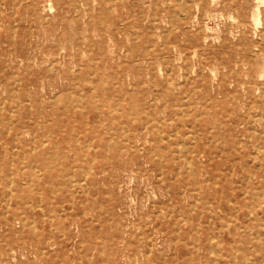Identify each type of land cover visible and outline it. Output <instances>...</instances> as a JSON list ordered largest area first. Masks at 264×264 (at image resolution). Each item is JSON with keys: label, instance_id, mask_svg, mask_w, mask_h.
<instances>
[{"label": "rangeland", "instance_id": "374dc122", "mask_svg": "<svg viewBox=\"0 0 264 264\" xmlns=\"http://www.w3.org/2000/svg\"><path fill=\"white\" fill-rule=\"evenodd\" d=\"M31 1L0 0V264H264V120L241 119L264 98L256 85L249 95L251 63L236 47L240 38L264 58L263 23L241 28L227 0L208 15L200 0ZM178 130L184 149L204 133L215 151L191 158L197 181L172 143ZM75 143L78 173L108 161L111 189L104 172L71 181ZM153 145L163 152L148 158Z\"/></svg>", "mask_w": 264, "mask_h": 264}, {"label": "bare ground", "instance_id": "6f19581e", "mask_svg": "<svg viewBox=\"0 0 264 264\" xmlns=\"http://www.w3.org/2000/svg\"><path fill=\"white\" fill-rule=\"evenodd\" d=\"M102 3H106V2H113V3H116V1L115 0H100ZM179 2H181V1H183L184 3H188V2H198L199 0H178ZM217 0H200L199 2H200V4L202 5V8L205 10L204 11V13L206 14V15H208L209 14V9H208V6H210L211 4H213V3H215ZM248 0H227V2L229 3V6H231V7H234V9H237L236 10V12H238V19H237V24H238V26H240L241 28H242V26H245L246 24H248V23H254L257 27L258 26H260V25H262V23H263V27L261 28V32H262V34L264 35V0H255L256 1V4H255V7L253 6V8L250 10V13L248 12V2H247ZM35 2H36V0H32L31 2H29V3H31V5L33 6V5H35ZM220 2H223V3H226V0H221ZM83 3V2H82ZM164 4V3H163ZM218 4H219V2H218ZM16 5V4H15ZM30 5V6H31ZM113 5V4H112ZM54 8V7H53ZM111 8H112V6H111ZM110 8V9H111ZM189 8L190 7H187V6H182V5H180L179 6V8H178V12H179V21H175V22H177V23H185V21H186V19L185 18H187L190 14H189ZM191 9V8H190ZM199 9V8H198ZM34 10H35V7H34ZM15 11V10H14ZM112 11V10H111ZM221 11H223V10H221ZM232 11V10H231ZM231 13V12H230ZM215 14H217V13H215ZM87 15V14H86ZM231 15V14H230ZM232 15H233V12H232ZM222 16V15H221ZM168 17V16H167ZM215 17H216V15H215ZM231 17V16H230ZM234 17V16H233ZM228 18H229V16H228ZM155 19V18H154ZM185 19V20H184ZM225 19V18H224ZM234 19V18H233ZM236 19H234V20H236ZM31 20V19H30ZM156 20V19H155ZM158 20V19H157ZM165 20V19H164ZM226 20V19H225ZM232 20V19H231ZM16 21V20H15ZM233 21V20H232ZM171 23V22H170ZM206 23V22H205ZM183 25V24H182ZM212 25V24H211ZM218 25H220L219 23H218ZM202 26V25H201ZM136 27V26H135ZM178 27V26H177ZM216 26H214V29H216L215 28ZM218 27V26H217ZM14 28H15V26H14ZM208 28H210V27H208ZM229 28V27H228ZM159 29V28H158ZM183 33L186 35V38H187V40H191V42H193V43H197V42H200V35L199 34H197V33H192V32H190V31H188L187 30V28L185 27V26H183ZM136 30V29H135ZM212 30V29H211ZM210 30V31H211ZM217 30H218V28H217ZM87 32H88V30H87ZM218 32V31H217ZM15 33V32H14ZM224 33H225V31H224ZM232 33V32H231ZM245 32L244 31H242V35L243 36H245V34H244ZM256 33V32H255ZM216 34V33H215ZM214 34V35H215ZM211 35H212V33H211ZM210 35V36H211ZM217 35H219V34H217ZM233 35V34H232ZM235 35V34H234ZM233 35V36H234ZM240 36L241 38L243 37V36ZM256 35V34H255ZM237 36H238V34H237ZM14 37V36H13ZM207 37H209V36H207ZM216 37V36H215ZM220 37V36H219ZM159 38H161V37H159ZM236 38V37H235ZM209 39V38H208ZM213 39H215L214 38V36H213ZM14 40V39H13ZM217 40H218V38H217ZM228 40H230V37L229 36H225V38H224V41H223V43L220 45V47H219V51L218 52H224V50L226 49V46H227V43H228ZM247 43V42H246ZM154 45V44H153ZM254 46H256L257 47V45H254ZM236 47L239 49V51H240V53H244L245 54V56H246V59L248 60V62H250L251 63V68H250V74H251V78H250V80H249V83H248V91L250 92V94L249 95H253L252 94V91H253V87H254V85H256V86H258L260 89H261V96L264 98V81H263V78H264V72H260V76H259V78H257V76L256 75H254V72L256 71V69H257V67H260L263 63H264V58H262L261 57V55H260V53H258V52H256V51H254V50H252L249 46H247V44L246 45H243L242 46V43H241V40H240V38H239V40L236 42ZM85 51V50H84ZM180 52V51H179ZM84 54H85V52H84ZM180 54V53H179ZM182 54V53H181ZM217 54H219V53H217ZM196 56H197V54H196ZM7 60V59H6ZM176 60V59H175ZM107 61V60H106ZM200 62H201V60H200ZM234 62H236V60H235V58H233L232 56H229L228 58H227V65L228 66H230V65H232ZM161 64V63H160ZM75 65V64H74ZM87 65H89V64H87ZM264 66V65H263ZM182 67V66H181ZM159 68H160V66H159ZM194 68H195V66H194ZM201 68H202V66H201ZM214 69V68H213ZM216 69V68H215ZM232 71H233V68L231 67L230 68ZM260 69H262V68H260ZM217 70H218V67H217ZM118 72V71H117ZM116 72V73H117ZM163 72V71H162ZM194 72H195V70H194ZM215 72H216V70H215ZM218 72V71H217ZM93 73H94V71H93ZM214 73V72H213ZM219 73V72H218ZM231 73V71L229 70V74ZM237 73H239V72H237ZM162 74V73H161ZM162 76V75H161ZM217 76V75H216ZM90 80V79H89ZM216 80V79H215ZM87 81H88V79H87ZM224 81H226V80H224ZM117 82V81H116ZM170 82V78H169V76H167L166 77V80L164 81V84H163V88H162V90L164 91L165 90V92L167 91V86H169L168 85V83ZM173 82V81H172ZM232 83V82H231ZM106 84V83H105ZM116 84V83H115ZM179 84V83H178ZM120 85V84H119ZM232 85V84H231ZM139 86L138 85H136V87L132 90L134 93H142L141 92V90L142 89H140V87L138 88ZM92 88V87H91ZM194 87H192V89H193ZM259 90V89H258ZM257 90V91H258ZM4 91V90H3ZM116 92V91H115ZM130 91L129 90H125V93H126V95L128 96H131L132 94H130L129 93ZM82 94V93H81ZM83 95V94H82ZM98 95V94H97ZM186 97V96H185ZM184 97V98H185ZM30 99V98H29ZM80 99V98H79ZM119 99V98H118ZM81 100V99H80ZM120 100V99H119ZM118 100V101H119ZM123 100V99H122ZM153 100V99H152ZM188 100V99H187ZM230 100H232L233 102H236V104H235V107L237 108V109H239V103H237V100H236V97L235 96H231L230 97ZM99 101V100H98ZM117 101V102H118ZM117 104V103H116ZM82 106V105H81ZM234 107V108H235ZM253 107H258L259 109V111H258V113H257V115H255L256 113H254L253 112V110L251 109V108H253ZM123 108V107H122ZM146 108V110H148L147 109V106H145L144 105V103L142 104V103H138L137 105H135L134 106V114H135V118H137L138 119V123H137V126L138 125H140V124H142V125H146L147 124V122H148V120H145V118H143L144 116L143 115H141L140 114V111L141 110H143V109H145ZM235 108V109H236ZM84 109V108H83ZM114 111H115V109H114ZM162 111V110H161ZM11 112V111H10ZM176 114V113H175ZM150 115V114H149ZM242 115L244 116V117H242L241 119L243 120V121H245V123H247L248 121L250 122V123H252V121H251V119L250 118H253V119H256V120H258V119H260L261 121H263L264 120V99H263V101H262V103H253V104H248V106H247V108H245V111H244V113H242ZM257 116V117H256ZM134 117V116H133ZM151 119H152V116L150 115L149 116ZM147 121V122H146ZM212 121V120H211ZM211 121L210 122H208V121H204V122H202V124H204V126H206V124H208V123H211ZM10 122V121H9ZM8 122V123H9ZM11 123V122H10ZM229 123H231V125L232 126H230V127H233V126H235V125H237L238 123H237V121H231V122H229ZM264 123V122H263ZM212 124V123H211ZM161 125H162V123H159V122H155V121H153L152 122V126L154 127V128H157V130L159 131V132H162L161 131V129H160V127H161ZM92 127H95V124L94 123H92ZM149 128H152V127H149ZM162 128V127H161ZM254 130V129H253ZM190 131V130H189ZM258 131V130H257ZM263 131V130H262ZM188 132V131H187ZM137 133H139V131L137 132ZM136 133V134H137ZM194 133V132H193ZM200 133H201V131H200ZM100 133H98L97 132V135H99ZM169 135H170V133H168ZM78 135V134H77ZM101 135V134H100ZM186 135V131L183 133V131H180V130H178V135L177 134H175L174 135V137L172 138L173 139V142L172 143H176V145H177V147H176V151L177 152H180L181 154H184V156L183 157H185V160L186 161H188L189 162V165L187 166V167H185V168H188L189 170H187V171H193L192 172V175H193V179H194V181H197L198 180V178H197V176H198V174H199V170L197 169V165H194V164H192L191 163V158H194V156H197V155H207V157L208 158H212L214 155H215V151H214V149H212V147L209 145V144H203L202 143V140H204V137H206V134L204 135V133H202V135H200L199 137H197L196 138V140H195V142H194V144H193V146H191V148H189L188 146H186L185 147V149H184V145L183 144H180V142H179V140L180 139H183L185 142H187V140L190 138V137H187V136H185ZM136 136V135H135ZM168 136V135H167ZM258 136H261V135H258ZM193 137H194V135H193ZM192 137V138H193ZM250 137V136H249ZM16 139V138H15ZM159 140H163L164 139V136L162 135L161 137H159L158 138ZM171 139V140H172ZM79 140V139H78ZM34 141V140H33ZM201 141V142H200ZM252 141V140H251ZM110 142H114L113 140H111ZM148 142V141H147ZM260 142H262V143H264V136L261 138V140H260ZM115 143H117V142H115ZM85 144H87V143H85ZM143 144V143H142ZM155 144H156V142H155ZM98 145V144H97ZM109 145H110V143H109ZM253 145V144H252ZM33 146V145H32ZM257 147V149H258V155L260 154V152L262 151L261 150V148L259 147V146H256ZM261 147H262V145H261ZM162 146H161V148H157L155 145H153L152 146V148H150L149 150H148V154H149V156H148V158H152L153 157V154H155V152H156V150H161V152H163L162 151ZM72 149H73V155H72V165H71V168H72V170H71V177H70V179H71V181L75 184V185H77L78 183H80V181H81V179L83 178L84 180H87L89 177H90V175H93V179H94V181L95 182H98V174L99 173H101V172H104L105 173V176H104V180H105V183L108 185V188L109 189H111L113 186H114V184H115V179H114V174L111 172V168L109 167V164H108V161L107 162H104L103 163V165H101L100 167H99V169L97 170V171H95L94 170V167L92 166V165H88L86 168H84V169H82V172L81 173H78L79 172V168L81 167L80 166V164L78 163V160L81 158V155H82V152L80 151V149H79V145L77 144V143H75L74 144V147H72ZM143 150V149H142ZM89 157L92 159V156L91 155H87L86 156V158H87V160H88V162L87 163H89L90 161H89ZM184 160V161H185ZM158 165H159V167L163 170V173H166V175H167V173L168 172H170V171H172L174 174H175V177H176V179H180V177L183 175V166L181 167L182 168V170H180L179 168H178V166H176L175 164L174 165H160L159 163H157ZM23 168V167H22ZM39 171V170H38ZM82 175V177L81 178H79V176L80 175ZM97 174V175H96ZM96 175V176H95ZM67 182V180L66 181H64V183H66ZM10 183V182H9ZM24 183V182H23ZM178 184H177V188H179V189H183V185H182V182H181V180L179 181V182H177ZM79 185V184H78ZM176 186V185H175ZM35 188V187H34ZM176 188V187H175ZM177 188L175 189V190H177ZM167 190H168V188H167ZM245 192V191H244ZM182 193V192H181ZM263 193V192H262ZM243 194V193H242ZM248 194H249V192H248ZM6 197H9L8 195L6 196ZM181 196L180 195H177L176 194V198L177 199H179ZM72 199H73V197H72ZM6 202V201H5ZM147 203V202H146ZM9 204V203H8ZM131 204V203H130ZM19 205V204H18ZM11 208V207H10ZM113 209V208H112ZM109 210L111 211V209H110V207H109ZM108 210V211H109ZM8 211H6V213H7ZM250 212V211H249ZM3 214V213H2ZM6 219V218H5ZM199 219V218H198ZM32 221H34V220H32ZM181 221V220H180ZM6 224V223H5ZM34 226H35V224H33ZM226 225H228V224H226ZM155 227V226H154ZM139 229V228H138ZM36 236V235H35ZM149 237V236H148ZM152 240V239H151ZM218 240V239H217ZM216 240V241H217ZM191 243V242H190ZM36 244V243H35ZM192 244V243H191ZM56 245V244H55ZM54 246V245H53ZM36 248V247H35ZM43 250V249H42ZM93 250V249H92ZM12 251H13V249H12ZM147 251V250H146ZM212 252V251H211ZM210 252V253H211ZM145 254H146V252H145ZM138 256V255H137ZM91 257V256H90ZM99 262H100V260H99ZM138 262V261H137ZM218 262V261H217ZM138 264V263H137Z\"/></svg>", "mask_w": 264, "mask_h": 264}]
</instances>
